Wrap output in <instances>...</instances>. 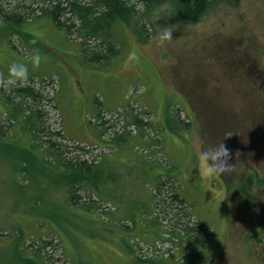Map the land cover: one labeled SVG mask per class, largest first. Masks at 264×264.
Returning a JSON list of instances; mask_svg holds the SVG:
<instances>
[{"label": "rangeland", "instance_id": "rangeland-1", "mask_svg": "<svg viewBox=\"0 0 264 264\" xmlns=\"http://www.w3.org/2000/svg\"><path fill=\"white\" fill-rule=\"evenodd\" d=\"M140 1L134 22L125 26L127 32L122 30L120 55L102 66L84 59L75 32L64 34L48 19L30 22L43 13L39 10L25 14L29 25L20 31L0 20V228L6 229L3 234L17 232L0 238V264H32L20 258L19 243L36 233L42 243L52 244L36 239L32 247L45 245L42 252L53 264H136L139 256L178 263L184 258L169 232L174 229L170 220H163L159 228L169 241L155 234L134 237V224L110 219L107 223L102 212L73 206L64 171L47 168L41 150L32 149L34 142L45 139L44 133L36 131L43 136L37 140L21 126L13 127L14 132L1 128L8 118L6 94L13 95L2 86L8 65L26 60L33 51L42 61L35 69L29 65L31 80L26 86L40 90L44 98L53 96V102L46 99L48 105L42 98L44 118L50 129L64 130L73 154L83 155L78 145L94 148L84 158L111 154L110 163L130 181L134 174L124 165L135 159L102 146L110 144L109 125L121 128L133 121L132 115L149 119L154 131L145 128L144 133L160 145L149 139L144 146L133 145L136 158L161 160L172 167L162 169L182 181L176 184L181 204L176 203L187 208L193 204L210 227L204 248L213 253L211 264H264V0H214L195 21L185 20L172 2L151 7L144 16L145 2ZM20 2L12 0L14 5ZM0 4L7 11L6 0ZM139 19L143 34L134 28ZM167 26L174 27L173 40L160 46L157 38ZM132 54L136 59H130ZM176 102L185 111L189 103L194 112L190 133L177 135L173 129L170 112ZM31 110H36L34 105ZM147 110L148 117L143 113ZM130 127L132 134L138 131L137 125ZM221 141L233 171L202 176L195 149ZM51 230L58 236L48 235Z\"/></svg>", "mask_w": 264, "mask_h": 264}, {"label": "trees", "instance_id": "trees-1", "mask_svg": "<svg viewBox=\"0 0 264 264\" xmlns=\"http://www.w3.org/2000/svg\"><path fill=\"white\" fill-rule=\"evenodd\" d=\"M24 1L28 3L31 2L30 7L28 5L26 7L24 3L20 4L22 0L15 5L12 4V0H6L8 6L6 11L0 4V20L12 27H18L20 31L22 27L26 29L29 25L28 22L25 24V14L27 13V15L32 16L34 11L39 10L43 13L36 19L31 18L30 22L48 19L55 28L60 29L64 34V31H66L67 34L75 32L80 39V45L77 46L81 47L84 59L88 63L100 66L107 65L113 60L112 58L120 55L123 40L122 30L127 32L125 26H130L133 17L137 15L135 6L141 2L140 0ZM142 1L145 2L144 5L146 9L144 16L151 7L165 2H172L185 20L195 21L214 0ZM36 4L38 5L36 6ZM142 22L143 19H139L137 21L138 24L135 25L134 28L140 30L143 34L142 29L144 27V22ZM43 77L45 76H37L36 79L40 78L42 80ZM30 80L28 84H30ZM12 92L13 95L6 94V97L4 96L6 100V104H4L5 112L9 122L7 123V119H5L1 128L6 127L14 132L21 126L23 131L24 129L27 131L29 138H35L37 140L41 139V137L43 138V136L36 134V131L44 133L45 139L43 138L39 144L35 142L34 144L31 143L32 149L35 152L36 150H41L43 162L46 163L47 168H53L61 172L64 171V175L68 180L66 183L68 200L73 206H77L81 210L89 213L100 214V212H102L108 219L105 221L107 223H110V219L113 223L128 222L132 225L134 224L136 227L135 229L138 231L130 230V234L134 235V237L138 234L147 238L149 236L148 234H152L151 236L155 234L158 238L169 241V237L165 238L163 233H159V228L162 226L163 220L167 222H169L168 220L171 221L174 229L169 230V232L176 238V242L174 243L178 244L177 246L179 249H182V255H184L183 260L178 263H172L169 262L168 259H165L167 262H163V260L157 259L144 260L139 256L136 264H144L146 262L151 264L214 263L212 261L214 260L213 253L206 252L204 248L205 242H209L207 236L209 232L211 233L209 230L210 227H208L195 213L192 207L193 204L189 206V208L177 204H181L182 200L176 186L181 180L171 171L162 169L166 168L170 170L172 167H166L161 160H144L136 158V155L139 156V154L133 150V145H137L138 147L144 146L148 139L154 141L152 145L155 143H157L158 146L160 145L158 140L149 138L147 134L144 133L145 128L154 131L153 124L149 119L147 120L145 118L142 120L139 116L132 115L133 121L122 123L121 128L109 125L110 129L108 136L112 134V137L106 142L110 144L102 147L116 149L122 156L135 159L127 160L128 163L124 165L125 169L130 170L134 174L131 180L127 181L120 176V168L110 163V160L113 159L111 154L103 152L104 154L95 155V157L84 158L83 155L93 154L91 150H94V148L85 149V147L80 145H78L76 149L82 150L83 155L80 156L77 152L73 154L74 151L69 149V143L66 141L67 136L63 134L64 130H62L63 133H61V130L56 131V129H50V123H48V121L46 122L44 118L46 110H44V107L41 105L43 104L42 98L45 100L44 104H47L46 99H50L53 102V96H46L44 98L40 90L39 92L34 91L32 85L17 87L12 89ZM15 92H17V94ZM15 94L19 99L18 101L15 100ZM54 104V107L57 108V103ZM33 105L35 106V111L31 110ZM185 109L186 111L180 107L177 102L176 106L171 108L170 113L175 121L173 124L175 128L173 129H175L177 135L182 134L181 132L190 133L193 129L196 117L189 103ZM26 110L33 115L29 114L24 116L23 112ZM148 111L149 110L143 112L147 117ZM168 117L169 124L172 128L173 120L170 116ZM121 118L123 120L126 119L123 114ZM104 121L105 120L102 119V122ZM130 125H133V127L137 125L138 131L132 134L133 131L130 130ZM15 126L16 130L13 128ZM119 129H121V133ZM54 136L59 137L60 141L56 142V140H53L56 139ZM132 136L136 137V139H132ZM250 174L255 176V180L257 174L254 172ZM251 181L253 182L252 179ZM135 188L137 189L135 190ZM196 217L199 219L197 220ZM143 222L146 224H143ZM202 225L206 226L207 229H203ZM146 226L150 228L146 229ZM4 231H6V229L1 227L0 238L12 233L17 235V232L14 230H8V233L3 234L2 232ZM48 233H50L48 235L55 234L58 236V233L54 230ZM127 234L128 232L125 235ZM123 236L124 235H122V237ZM36 239L41 244H52L51 241L42 243L41 238H39L38 233H36V235L31 236L26 241L20 240V258L32 264H53L52 262H48V259L46 260V255L42 252L45 245L38 246L37 249L32 247ZM29 241H32V244L28 245L27 242ZM70 263L73 264L71 261Z\"/></svg>", "mask_w": 264, "mask_h": 264}, {"label": "clouds", "instance_id": "clouds-1", "mask_svg": "<svg viewBox=\"0 0 264 264\" xmlns=\"http://www.w3.org/2000/svg\"><path fill=\"white\" fill-rule=\"evenodd\" d=\"M174 27L167 26L159 34L157 44L163 46L165 42L173 40L172 30ZM130 59H136L135 54ZM42 57L39 52L33 51L24 61H13L8 65L7 76L2 86L5 91H11L17 87H24L30 80L29 65L33 69L38 68L41 64ZM197 160L202 176L214 177L226 172L233 171L232 163H229V152L222 141L218 145L208 148L197 147Z\"/></svg>", "mask_w": 264, "mask_h": 264}]
</instances>
